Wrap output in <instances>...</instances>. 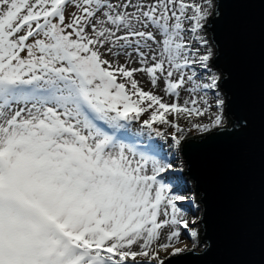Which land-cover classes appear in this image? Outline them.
I'll list each match as a JSON object with an SVG mask.
<instances>
[{
    "label": "snow or ice",
    "instance_id": "6c2138e0",
    "mask_svg": "<svg viewBox=\"0 0 264 264\" xmlns=\"http://www.w3.org/2000/svg\"><path fill=\"white\" fill-rule=\"evenodd\" d=\"M219 8V0H0V264H165L162 251L207 247L178 206L186 197L161 179L174 162L125 132L150 112L143 126L159 136L154 124H169L179 152L185 129L168 116L208 115L213 105L199 93L209 90L217 112L191 128H226L222 78L200 34Z\"/></svg>",
    "mask_w": 264,
    "mask_h": 264
},
{
    "label": "water",
    "instance_id": "95a60500",
    "mask_svg": "<svg viewBox=\"0 0 264 264\" xmlns=\"http://www.w3.org/2000/svg\"><path fill=\"white\" fill-rule=\"evenodd\" d=\"M205 28L225 100V129L184 135L180 154L207 247L165 264H264V0H219ZM233 119L247 122L234 127ZM191 249V248H190Z\"/></svg>",
    "mask_w": 264,
    "mask_h": 264
},
{
    "label": "rangeland",
    "instance_id": "374dc122",
    "mask_svg": "<svg viewBox=\"0 0 264 264\" xmlns=\"http://www.w3.org/2000/svg\"><path fill=\"white\" fill-rule=\"evenodd\" d=\"M200 2H203V0H200ZM72 9H69V12H71ZM207 40H209L208 35V30L204 29L202 33ZM209 46L213 49L214 45L212 42H209ZM130 51V50H129ZM204 49H201V52H203ZM213 51V50H212ZM214 53V51H213ZM124 57H121V61H123ZM133 63L130 61V66H132ZM212 71L216 72L218 75L220 74L219 69L215 68L212 64H210ZM198 83H203L206 82L205 78L203 76H200L198 78ZM191 87V85H186L184 89L181 90L180 92V101L183 102L185 99L189 97V92L187 91V88ZM145 90H153L150 87H144ZM157 90V91H156ZM158 94L164 97L165 102H171L172 98L166 96L163 92L161 94V91L159 88L154 89ZM219 95L224 99L223 93L221 89L219 88ZM199 95H206V98L208 99L209 104H212L213 107L210 110V113L204 117H196L193 116L191 118H188L187 116L180 115L179 117H173L172 115L168 116V119L170 121H175L176 123H179L182 128L185 129L181 135H187L189 133H194L197 132L195 129L191 128L192 123H208L210 119L212 118V115L217 112V109L215 108V93L213 90H209L206 93L201 92ZM225 117V116H224ZM150 118V112L143 114L139 120L133 121L127 128L125 135L127 136L128 140L130 142H133L137 144L141 149L145 150H157L162 156H166L167 159L171 160L174 162L175 171H169L167 173L162 174L161 179L165 181L166 184L171 186V190L174 193L183 195L186 197L185 200L179 202V207L182 209L184 213V217L189 220L190 222L192 220H196L197 223L195 225H192L190 223V227H194L198 232L201 230V227L198 226L200 225L199 217H200V203L197 199H192V198H197L198 193H194L193 185H192V180L189 177H185L186 175L184 173H180V169H185V163L183 160L182 155L180 154V151L177 152V150L172 147L173 141L171 139V134L175 131L174 128H172L169 124H161V123H156L154 124V128L159 130L161 135L157 136L155 132L151 131L150 129L146 128L143 126L142 121L144 119H149ZM229 124V118L227 119L226 125ZM171 228H165L162 230V235L160 242H164V239L166 238L167 232H169ZM181 241L182 244H187L189 248L192 247V240L190 237L187 236L186 231L182 229L181 231ZM176 246H181V244H177ZM204 245H201L195 249L199 250L203 247ZM161 256L164 259L165 257L168 256L167 253L161 252Z\"/></svg>",
    "mask_w": 264,
    "mask_h": 264
},
{
    "label": "bare ground",
    "instance_id": "6f19581e",
    "mask_svg": "<svg viewBox=\"0 0 264 264\" xmlns=\"http://www.w3.org/2000/svg\"><path fill=\"white\" fill-rule=\"evenodd\" d=\"M138 64L133 63L132 67H138ZM136 78L140 81L142 87H150L148 83V78L144 74L137 73ZM157 91V90H156ZM162 94V91H161Z\"/></svg>",
    "mask_w": 264,
    "mask_h": 264
}]
</instances>
